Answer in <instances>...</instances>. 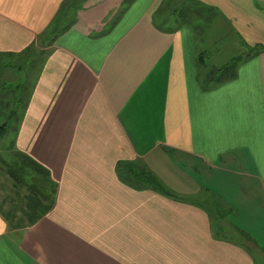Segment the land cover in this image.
<instances>
[{
  "label": "crops",
  "instance_id": "0c3cea01",
  "mask_svg": "<svg viewBox=\"0 0 264 264\" xmlns=\"http://www.w3.org/2000/svg\"><path fill=\"white\" fill-rule=\"evenodd\" d=\"M14 116L30 176L0 197V264H264V0H0Z\"/></svg>",
  "mask_w": 264,
  "mask_h": 264
},
{
  "label": "rangeland",
  "instance_id": "374dc122",
  "mask_svg": "<svg viewBox=\"0 0 264 264\" xmlns=\"http://www.w3.org/2000/svg\"><path fill=\"white\" fill-rule=\"evenodd\" d=\"M8 89H13L14 87H9ZM13 102V101H12ZM15 118L17 116L11 117V118H1L0 119V125L3 123H7V127L9 132H7V135L3 142H9L12 139V128L15 126ZM12 119L10 122L9 120ZM3 146H6V148H2ZM8 143H0V197H4L5 194L9 191L12 193L16 191L18 194L20 193L19 187L21 185H28L29 183V174H30V169L27 168L25 169L24 166L19 162V159H17L15 156H13L11 153H9ZM180 171L184 172L188 177L193 179V182L195 185L201 186L204 188L205 181L204 178L202 177L201 174H197L196 172H191L187 168H183L181 165H178ZM147 174L152 176L158 183L159 185L163 188L164 192L169 193L170 195L182 199V200H190V201H195L193 200L194 198L189 197L190 195H186L183 191H180L176 189L174 186H171L168 182L165 184L156 173L152 172L148 168H146ZM20 175H23L22 177L25 179V181L20 179ZM16 176V177H15ZM18 177V179H17ZM132 184H134L133 181H131ZM6 192V193H5ZM12 196V194H11ZM2 199H0L1 201ZM198 203H206L204 198H198L196 199ZM9 207V202H5V210L6 208ZM220 215H224V213L220 212ZM228 220L232 223V217L231 216H226ZM218 218V216H217ZM219 219V218H218ZM215 220H217L215 218Z\"/></svg>",
  "mask_w": 264,
  "mask_h": 264
},
{
  "label": "trees",
  "instance_id": "16d2710c",
  "mask_svg": "<svg viewBox=\"0 0 264 264\" xmlns=\"http://www.w3.org/2000/svg\"><path fill=\"white\" fill-rule=\"evenodd\" d=\"M72 16V12L70 9L65 13V18H69ZM69 22L64 21V22H57L56 26L53 28L51 35L54 36L55 38L63 32L67 27ZM237 60L232 61L228 67L222 69V74L221 77H227L231 76L232 70L237 63ZM220 78V79H222ZM5 131V126L0 127V133ZM36 170V169H35ZM118 175L121 178L123 182H125L127 185L137 188V189H149L152 191H155L157 193L163 194V195H168L170 196L169 193L164 192L163 188L159 185V183L149 174L146 172V168L144 166H139L136 164H119L118 165ZM131 181L134 182V184L131 183ZM172 196V195H171ZM34 200V201H33ZM36 199H26L27 204H34L36 203ZM242 234L243 239L246 241H251V238L249 235L245 234L244 232L240 231Z\"/></svg>",
  "mask_w": 264,
  "mask_h": 264
}]
</instances>
